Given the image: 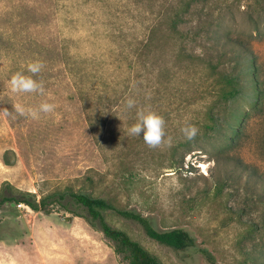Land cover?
Wrapping results in <instances>:
<instances>
[{
  "label": "rangeland",
  "instance_id": "obj_1",
  "mask_svg": "<svg viewBox=\"0 0 264 264\" xmlns=\"http://www.w3.org/2000/svg\"><path fill=\"white\" fill-rule=\"evenodd\" d=\"M186 1L0 0V187L8 181L38 197L64 188L85 191L136 209L160 230H188L215 264H264V0H202V20L211 17L213 28L218 24L231 37L227 73L236 59L254 58L260 90L245 81L241 93L225 96L240 129L231 132L232 142L216 145L227 156L208 147L173 171L169 153L185 139L181 127L206 123V108L224 96V78L204 61L179 59L178 43L165 31ZM37 60L44 64L35 77L44 93L11 92V77L29 74L27 65ZM77 85L88 89L87 103ZM128 98L136 101L131 110ZM44 101L56 104L53 113L38 119L15 114L17 103ZM139 109L163 116L170 144L153 148L128 134ZM100 114L93 129L88 116ZM6 152L11 165L4 162ZM103 215L163 264H211L194 248L174 250L112 211ZM0 264L125 263L84 218L6 204L0 209Z\"/></svg>",
  "mask_w": 264,
  "mask_h": 264
},
{
  "label": "trees",
  "instance_id": "obj_2",
  "mask_svg": "<svg viewBox=\"0 0 264 264\" xmlns=\"http://www.w3.org/2000/svg\"><path fill=\"white\" fill-rule=\"evenodd\" d=\"M202 10V0L184 2L174 9L165 31L170 35L174 44L178 43L174 52L179 59H186L190 62L204 61L212 72L216 71L224 78L222 88L224 96L206 108L207 122L197 124L199 132L195 139L191 141L182 139L173 143L170 148V162L168 165V168L173 171L183 168L187 155L208 153V147L215 156H227L225 148L218 149L216 145L219 142H232L231 132L239 133L240 129L232 122V118L237 117V114L232 112L234 109L227 106L225 96L231 98L237 96L241 93L240 86L245 81L253 83L258 92L260 90L254 78L257 71L254 58L245 55L241 62L236 59L235 67H232L231 71L227 73L229 67L226 64L232 60L229 52L232 50L231 37L226 31L221 33L218 24H216L218 28L214 29L211 17L202 20ZM204 24H207L206 29L203 26ZM154 32L155 29H152L150 35H153ZM150 35L148 40L153 39V36ZM204 37L208 39V45L202 42ZM227 47H229L228 50ZM198 48L202 51L201 53L197 51ZM205 48L211 51L207 52L204 50ZM237 64L239 67H236ZM238 68L242 71L241 75L236 73ZM76 88L81 96L80 100L87 103L88 89H85L82 85H77ZM100 118H102V114L97 117L95 115L88 116L90 126L97 128ZM218 136L219 138H217ZM4 162L7 165L13 164L8 152L4 154ZM88 179L93 184V177H88ZM11 203L15 204L14 207L21 204L33 211H41L44 214H49L57 209L84 218L89 225L102 232L104 237L111 242L115 253L120 256L125 264H163V262L138 240L132 238L128 232L112 226L106 220L103 211H112L121 218L137 224L148 238L161 245L174 250L194 248L209 263L215 264L213 255L208 249L198 247L195 237L188 230L182 227L160 230L150 217L143 215L136 209L120 208L105 197L94 196L85 191L64 188L38 197L34 192L18 189L8 181H4L0 187V209L6 204L12 206ZM261 254L264 257V253Z\"/></svg>",
  "mask_w": 264,
  "mask_h": 264
},
{
  "label": "clouds",
  "instance_id": "obj_3",
  "mask_svg": "<svg viewBox=\"0 0 264 264\" xmlns=\"http://www.w3.org/2000/svg\"><path fill=\"white\" fill-rule=\"evenodd\" d=\"M44 64L41 61H34L27 65V72L15 73L10 81V90L16 94H40L44 93V85L42 81L37 80L35 77L42 71ZM55 103L47 101L41 102L35 107L25 106L17 103L14 105L15 114L18 116H28L32 119H38L40 114L53 113L56 109ZM136 107V101L132 98L126 100V108L131 110ZM4 113L11 115L8 109H4ZM127 132L133 137H142L145 144L149 147H158L162 143H171V138L166 140L165 120L163 116L158 113L139 109L136 112V122L131 124ZM181 132L187 141H191L198 135L199 129L196 125L186 123L181 127Z\"/></svg>",
  "mask_w": 264,
  "mask_h": 264
},
{
  "label": "water",
  "instance_id": "obj_4",
  "mask_svg": "<svg viewBox=\"0 0 264 264\" xmlns=\"http://www.w3.org/2000/svg\"><path fill=\"white\" fill-rule=\"evenodd\" d=\"M12 206H14V203H11Z\"/></svg>",
  "mask_w": 264,
  "mask_h": 264
}]
</instances>
